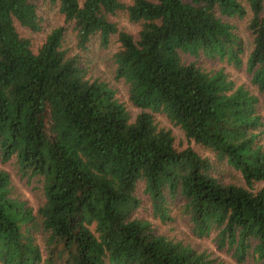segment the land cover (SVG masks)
Instances as JSON below:
<instances>
[{
    "label": "trees",
    "instance_id": "obj_1",
    "mask_svg": "<svg viewBox=\"0 0 264 264\" xmlns=\"http://www.w3.org/2000/svg\"><path fill=\"white\" fill-rule=\"evenodd\" d=\"M43 3L63 23L37 43L18 28L40 31ZM118 12L135 33L112 19ZM244 18L248 48L232 22ZM66 29L80 50L116 35L114 76L140 108L133 118L69 51ZM184 54L245 66L264 90V0H0V161L13 158L22 177L38 176L43 193L34 209L0 170V264H228L138 216L139 184L159 221L179 203L196 235L212 232L237 263L264 264L257 96ZM155 112L212 157L175 146ZM216 162L243 184L221 179Z\"/></svg>",
    "mask_w": 264,
    "mask_h": 264
},
{
    "label": "rangeland",
    "instance_id": "obj_2",
    "mask_svg": "<svg viewBox=\"0 0 264 264\" xmlns=\"http://www.w3.org/2000/svg\"><path fill=\"white\" fill-rule=\"evenodd\" d=\"M43 26L38 32H27L25 29L18 28V31L23 35H29L31 40L39 42L45 32L51 27L63 23L61 15L57 11L55 5L43 3ZM116 21L117 25L127 31L135 33L137 24L129 21L123 13L118 12L112 17ZM236 26V31L240 34L246 43L247 48L250 46L251 36L246 30V19H233L232 21ZM111 41L106 47L99 45V41L96 38L92 39L87 50H80L76 46V41L73 38V33L70 29L65 31L66 44L69 47L71 53H77L80 55L83 66L87 69L88 75L105 80L115 90V95L124 104L125 108L133 118L139 111V107L135 106L128 97L127 85L122 78H116L114 76V58L113 54L117 49L119 43L116 35H111ZM187 60L196 59L197 63L203 66L205 69H222L228 77L234 82L235 85H242L247 90H250L257 96V107L264 118V90H258L257 87L250 82V75L245 71V66L236 68L231 64L222 62L219 60L210 58L201 54L198 58L192 55L184 54ZM154 119L161 127L169 128L175 138V146L183 147L185 145L191 146L194 150L198 151L202 155H208L211 153L205 147L201 146L194 141H189L185 137L183 130L178 126L172 124L163 113H153ZM214 165V172L224 181L243 184L239 175L233 172L231 169L225 167L223 164L220 166ZM219 164V163H218ZM0 170L8 173L10 178L11 192L13 196L25 200L34 209L39 205L43 199V193L41 191V183L38 176H32L31 178L22 177L17 169L14 159L11 158L5 162L0 161ZM137 194L141 199L139 207H137L138 216L146 218L150 221L155 231L172 237L175 239H182L184 242L193 246L198 250H204L212 258L223 260L228 264H257L255 261L248 259L244 263H237L230 257V254L226 251L225 247H220L216 243L215 235L209 232L206 235L198 236L192 231L191 223L188 220V216L181 211L178 206L179 203L174 205L171 211L172 219L167 222H161L158 218L153 217L152 206L149 197L144 193L141 184L137 185ZM36 240L41 244V236L35 233Z\"/></svg>",
    "mask_w": 264,
    "mask_h": 264
}]
</instances>
